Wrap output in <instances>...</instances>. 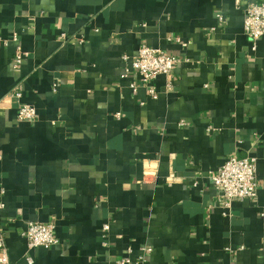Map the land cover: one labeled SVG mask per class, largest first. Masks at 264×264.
Returning a JSON list of instances; mask_svg holds the SVG:
<instances>
[{"label": "crops", "instance_id": "0c3cea01", "mask_svg": "<svg viewBox=\"0 0 264 264\" xmlns=\"http://www.w3.org/2000/svg\"><path fill=\"white\" fill-rule=\"evenodd\" d=\"M258 1L0 0V227L16 264H115L145 245L146 264H264V37L253 49L244 32ZM143 43L181 58L157 99L124 75ZM15 89L35 121L17 120ZM233 155L256 158L257 197L225 210L211 176ZM30 221L60 243L29 249Z\"/></svg>", "mask_w": 264, "mask_h": 264}, {"label": "built area", "instance_id": "2783aa9c", "mask_svg": "<svg viewBox=\"0 0 264 264\" xmlns=\"http://www.w3.org/2000/svg\"><path fill=\"white\" fill-rule=\"evenodd\" d=\"M219 19L222 21L223 17L220 15ZM244 32L252 41L253 49H256V42L264 37V1L248 3L245 6ZM175 40L184 47L187 46V42L182 41L181 38L177 37ZM24 56L25 53L18 46L13 58V67L15 69L20 67ZM123 59L124 61H129L130 58L124 55ZM180 62V57L165 53L143 43L137 55L132 57L130 66L125 68L124 75L128 77L132 72H135L143 84L149 85L152 83L148 92L152 98L157 99L159 93L153 85L154 80L160 75H171L176 65ZM171 84L172 81L169 80L168 85L171 86ZM130 86L132 93L136 95L138 93L137 82H132ZM10 96L18 101V121L32 122L36 120V108L21 100V91L15 89ZM149 172L147 171L146 173ZM211 179L218 190L220 206L225 210H230L235 201L257 197V160L252 156L244 158L234 155L230 156L218 168L216 173L211 176ZM0 207H3V204H0ZM104 229H109L108 223L104 225ZM22 234L28 241L29 249L37 247L53 248L60 243V239L56 235V224L53 221L46 223L30 221ZM152 251L153 247L145 245L141 247V253L137 258L123 257L118 259L115 264H146L147 257ZM27 260L32 263L30 257ZM0 264H16L10 257L3 227H0Z\"/></svg>", "mask_w": 264, "mask_h": 264}]
</instances>
